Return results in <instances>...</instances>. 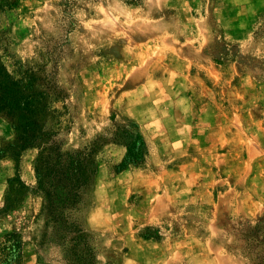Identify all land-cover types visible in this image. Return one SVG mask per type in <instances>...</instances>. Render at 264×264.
Instances as JSON below:
<instances>
[{
  "label": "rangeland",
  "instance_id": "374dc122",
  "mask_svg": "<svg viewBox=\"0 0 264 264\" xmlns=\"http://www.w3.org/2000/svg\"><path fill=\"white\" fill-rule=\"evenodd\" d=\"M0 61L20 264H264V0L0 3ZM71 151L62 212L37 169Z\"/></svg>",
  "mask_w": 264,
  "mask_h": 264
},
{
  "label": "trees",
  "instance_id": "16d2710c",
  "mask_svg": "<svg viewBox=\"0 0 264 264\" xmlns=\"http://www.w3.org/2000/svg\"><path fill=\"white\" fill-rule=\"evenodd\" d=\"M17 0H0L3 6L11 8L16 5ZM10 79L5 67L0 61V84ZM27 146V145H26ZM128 157L133 159L131 148L128 150ZM39 184L46 185L53 190L52 195H57L60 190L61 202L49 200V204L55 210L61 207L62 212L73 209L78 202L81 189L86 185L90 169L86 160H81L76 152L66 154L58 152L54 158L48 156L43 166L37 169ZM53 180L49 181L48 177ZM49 195L47 194V198ZM63 214V213H62ZM22 256V244L15 235H9L0 240V264H20Z\"/></svg>",
  "mask_w": 264,
  "mask_h": 264
}]
</instances>
